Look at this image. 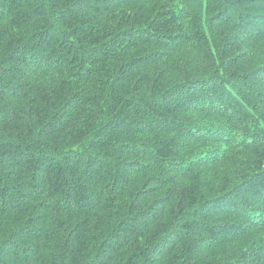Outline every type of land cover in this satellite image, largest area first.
Returning <instances> with one entry per match:
<instances>
[{"label": "trees", "instance_id": "1", "mask_svg": "<svg viewBox=\"0 0 264 264\" xmlns=\"http://www.w3.org/2000/svg\"><path fill=\"white\" fill-rule=\"evenodd\" d=\"M0 264H264V0H0Z\"/></svg>", "mask_w": 264, "mask_h": 264}]
</instances>
